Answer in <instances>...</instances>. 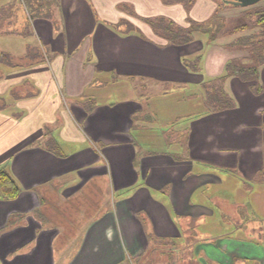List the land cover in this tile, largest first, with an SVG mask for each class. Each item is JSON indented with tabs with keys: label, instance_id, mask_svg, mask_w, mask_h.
Returning a JSON list of instances; mask_svg holds the SVG:
<instances>
[{
	"label": "crops",
	"instance_id": "0c3cea01",
	"mask_svg": "<svg viewBox=\"0 0 264 264\" xmlns=\"http://www.w3.org/2000/svg\"><path fill=\"white\" fill-rule=\"evenodd\" d=\"M124 6L137 17L164 15L183 26L187 17L160 0H0V98L10 96L13 107L0 111V170L19 188L14 200L0 199V264L139 262L157 245L200 238L212 211L192 197L222 183L217 166L238 163L250 178L264 171V155L255 156L264 150V66L258 87L225 78L230 57L213 44L201 67L189 71L182 57L202 48L169 46L143 24L144 34L129 31L122 24L142 22L120 11ZM215 9L210 0L199 8L195 2L190 15L205 22ZM219 78L237 104L205 109L187 123L189 142L177 157L138 149L139 97L99 93L138 81L168 85L167 95L192 89L198 100L197 89L206 92ZM86 96L88 110L80 105ZM214 247L218 264H233L234 245Z\"/></svg>",
	"mask_w": 264,
	"mask_h": 264
},
{
	"label": "rangeland",
	"instance_id": "374dc122",
	"mask_svg": "<svg viewBox=\"0 0 264 264\" xmlns=\"http://www.w3.org/2000/svg\"><path fill=\"white\" fill-rule=\"evenodd\" d=\"M16 1L18 5L21 4V0ZM160 1L166 9L174 5H179L187 17L195 21L192 18L194 16L190 15L195 0ZM210 1L216 5V8H221L219 16L222 19V23L226 24L225 27L227 29H234L244 24L242 15L264 12V0L247 8L229 5L224 7V2L233 0ZM206 2L207 0H197V7L199 8ZM120 11L128 13L130 17L142 22L122 24L129 31H137L141 34H144L145 31L142 28V24L148 26L149 23V25L153 26L158 22H149L150 19L166 18L164 15H159L157 17L146 18L147 22L143 18L133 15V11L127 10L125 6ZM251 19L255 20L252 17ZM253 29L246 31L238 30L233 37H229L226 40L221 39L215 45L224 46V44H229L238 37L257 34L259 32V28ZM195 39L196 43L189 47V50L202 48L201 42L203 43V48L196 54L190 56L184 55L182 57V63L187 65L189 71L201 67L200 61H202L203 54L207 48L206 38L196 35ZM26 41L28 44L35 45L31 36H28ZM228 51L230 58L239 60L247 58L246 52H230L229 49ZM261 55L263 56L264 52ZM199 57H201L200 61L197 62ZM216 83L217 81H215ZM222 88L226 94L225 97H221L222 93L220 95ZM176 89L179 90L180 88L178 87ZM186 91L187 93L180 91L175 92L174 95H167L169 93L168 85L133 81L131 84H119L116 87H109L99 93L101 95L103 94V99L109 96L112 100H120L123 98L135 100L139 97V103L143 107V119L133 131V136L137 140L138 149L144 152L167 153L177 157L184 154L181 151L182 144L189 142V130H183L187 123L194 117L200 116L205 109L209 112L208 107L212 108L215 105H222L226 100L227 102L223 104L225 106L237 104L233 94L226 92L225 83L224 86L220 87L219 97L214 103H212L211 96L206 94L201 87L197 89V92L202 91V95L199 96L200 98L198 100L197 97L192 95L195 94L192 89ZM252 92L255 94V89ZM94 95L98 96L99 94L96 93ZM10 102V96H2L0 98V111L8 114L11 113L13 107L10 106ZM80 105L88 110L92 107L93 102L86 96ZM49 140L50 138H48V147L59 153L60 150L54 145V142L51 143ZM263 155L264 150H259L255 156L262 158ZM208 167L209 165L207 169ZM210 167L214 169L213 165H210ZM199 169L200 164L198 162L193 163L192 171L198 173ZM215 171L222 183L204 185L192 197L193 204H201L212 211V214L204 218L205 222L200 221L203 222V225L198 228L200 238H194L192 235V238H184L183 245L164 243L157 245L152 251L148 250L145 256L141 258V261L137 262L136 259H132L127 264H218L213 257L217 252L214 246L215 244L225 242L235 246L233 249L236 250V256H232L233 264H264V171H260L250 178L242 168L240 169L238 163L235 162L224 163L222 168L217 166ZM190 227L197 231L196 226ZM204 234L206 236L205 238ZM178 243L181 242L179 241ZM247 251L251 254H246ZM252 256H256L257 258ZM223 258L229 261L231 260L228 255L223 256Z\"/></svg>",
	"mask_w": 264,
	"mask_h": 264
},
{
	"label": "trees",
	"instance_id": "16d2710c",
	"mask_svg": "<svg viewBox=\"0 0 264 264\" xmlns=\"http://www.w3.org/2000/svg\"><path fill=\"white\" fill-rule=\"evenodd\" d=\"M195 2L196 0L193 3L195 4ZM224 4V7H227L228 5L232 6L228 2H224ZM220 10L221 8H216L212 16L205 22L193 21L190 20L189 17H186L183 26L168 18H154L150 19L149 22L157 21L158 23L154 24L153 26L149 25L148 23V27L151 29L152 33L159 38V40L165 42L169 46H174L181 49H188L194 45L196 43V35L206 38V46L209 47L213 44H216V42L221 39L226 40L229 37H233L235 33L238 32V30L246 31L254 30L253 28H259V32L257 34L238 37L233 42L224 44V46H222L228 53V49L230 52L243 51L247 53V58L242 60L236 58L228 59L225 64V78L228 76H233L244 83H252L254 87H258L259 69L260 66H264V55H261L264 52V12H255L253 14L242 15L244 24H241L239 27H235L234 29H227L225 27L226 24L222 23V19L219 16ZM251 17L255 18V20H252ZM144 20L147 21V19ZM201 47L203 48L202 42ZM200 58L201 57L197 59V62L200 61ZM184 66L187 68L186 64ZM195 70L196 68L192 69L191 71L195 72ZM225 78H219L216 84L215 82H212L210 85H208V87H206L208 89L206 90V94L211 96L212 103L218 99V93ZM220 95L221 97H225L226 95L223 92V88L220 92ZM225 102H227V100L224 101L223 104ZM223 104L215 105L212 108L208 107V110L210 113H215L230 110L234 107V105L231 104L228 106ZM18 194L19 188L15 181L6 171L0 170V199L14 200Z\"/></svg>",
	"mask_w": 264,
	"mask_h": 264
},
{
	"label": "water",
	"instance_id": "95a60500",
	"mask_svg": "<svg viewBox=\"0 0 264 264\" xmlns=\"http://www.w3.org/2000/svg\"><path fill=\"white\" fill-rule=\"evenodd\" d=\"M260 1L262 0H233V1H229L228 3L234 7L247 8L254 6Z\"/></svg>",
	"mask_w": 264,
	"mask_h": 264
}]
</instances>
